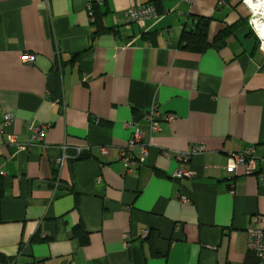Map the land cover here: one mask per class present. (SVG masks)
I'll return each mask as SVG.
<instances>
[{"label": "crops", "instance_id": "1", "mask_svg": "<svg viewBox=\"0 0 264 264\" xmlns=\"http://www.w3.org/2000/svg\"><path fill=\"white\" fill-rule=\"evenodd\" d=\"M93 1L0 0L4 264H264L248 235L264 229V48L250 9L243 0H102L95 25ZM144 5L159 16L128 25L123 15ZM198 18L209 20L206 47H186ZM154 104L177 118L151 134L143 115ZM128 122L142 125L150 149L126 176ZM41 125L45 142L29 151L7 142L27 143ZM199 144L195 177L173 179L179 162L164 154ZM251 148L255 175L230 182V154Z\"/></svg>", "mask_w": 264, "mask_h": 264}, {"label": "built area", "instance_id": "2", "mask_svg": "<svg viewBox=\"0 0 264 264\" xmlns=\"http://www.w3.org/2000/svg\"><path fill=\"white\" fill-rule=\"evenodd\" d=\"M195 0H188L189 3H193ZM260 0H243V4L250 9L251 12V26L254 32L257 34L260 45L264 48V35H261V32H259V26L255 19L254 11L250 8V3H257ZM264 1V0H263ZM102 3V0H95L91 3H89L88 7V14L91 20V23L94 24L96 22L95 17V11L94 8L96 5H99ZM221 4L225 3V0H220ZM125 20L128 25H131L132 23H141L145 20H152L156 19L159 14L157 10L153 6H147L144 5L143 7L134 6L132 9L127 11L124 15ZM36 57H34L31 54H25L23 56V63L32 65L35 62ZM177 116L176 114L172 113H165L159 110L158 105L154 104L151 106L143 115V120L145 121L147 128L149 130V133L155 134L160 132V125L162 122L166 123H173L174 120H176ZM5 126H10L12 124L13 118L11 116L6 117ZM132 128V138L128 142L127 146L120 152L119 161L121 162L123 166V171L126 176L131 175L134 173L135 170L139 169L141 165L145 163L147 160V156L150 149V143L146 141L144 132L142 131V125L137 122H128L125 125V128ZM48 131L47 126L41 125L40 127H36L34 130L33 136L30 137V139L27 141V143H21L17 142V138L14 135H9L7 137V142L13 146L17 147V150L19 151H29L30 148H32L34 145L42 144L44 143V138L46 136V133ZM65 150V148H64ZM206 151V146L204 144H199L195 146H191L188 151L186 152H176L175 154H172L170 152H166L164 155L167 158L175 159L179 162V168L176 169V172L173 174V179H186L189 180L193 177H195V173L192 169L188 168L189 164L193 160L195 156H198L200 154H204ZM76 158H79L83 151L82 150H76ZM255 150L253 148L249 149L245 153H231L229 156L228 163L225 165L224 170L226 171L230 182H234L237 177L243 175L246 177L253 176L256 173L257 169V159L255 156ZM102 156H107L109 154V149L106 147H103L101 149ZM67 159V157L64 155L63 158H60L56 161V164H58L59 168L62 166V163L64 160ZM230 189L231 193L233 195L236 194V191L234 190V185ZM183 201L188 203L189 200L187 198H183ZM260 221V218L257 220ZM143 238H146L149 235V232L147 230L143 231ZM249 248L252 252H255V254L258 256L259 259L264 260V229L256 226H252L249 231ZM129 237H124V243L126 245V248H129L130 245L128 243Z\"/></svg>", "mask_w": 264, "mask_h": 264}, {"label": "trees", "instance_id": "3", "mask_svg": "<svg viewBox=\"0 0 264 264\" xmlns=\"http://www.w3.org/2000/svg\"><path fill=\"white\" fill-rule=\"evenodd\" d=\"M98 6H100V5L95 6L94 11L97 10ZM95 16H97V15L95 14ZM97 20H98V23H97ZM97 20H96L95 25L96 24L101 25L98 17H97ZM195 23L197 24L196 25V31H193V32L185 31L184 35H183V37H184L183 41L185 42L186 47L192 46V45L200 46V48L203 46L206 47L204 42L206 40V31H207V28L209 26V20L198 18V19H195ZM81 157L82 156H80L79 158H81ZM79 158L77 160H79ZM4 187H5L4 179H2L0 177V223H2V216H1V204L2 203H1V201H2V198L5 194ZM74 235L80 237L82 239L83 243H85L88 239V236L86 235L84 227L83 228L78 227L74 231ZM4 261H5V258L0 254V264H4Z\"/></svg>", "mask_w": 264, "mask_h": 264}, {"label": "bare ground", "instance_id": "4", "mask_svg": "<svg viewBox=\"0 0 264 264\" xmlns=\"http://www.w3.org/2000/svg\"><path fill=\"white\" fill-rule=\"evenodd\" d=\"M250 8L254 11V14H255V19L258 20L257 23H258V26H259V32H261V35L263 36L264 35V23H261L260 21L262 20V22H264V19L263 17L260 19V16L262 15L263 13V9H264V1L263 0H260L259 2L257 3H250Z\"/></svg>", "mask_w": 264, "mask_h": 264}]
</instances>
